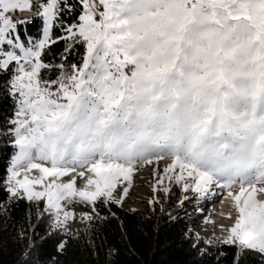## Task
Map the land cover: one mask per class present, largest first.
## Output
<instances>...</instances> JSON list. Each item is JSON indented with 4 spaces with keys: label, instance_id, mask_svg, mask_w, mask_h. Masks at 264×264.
Returning a JSON list of instances; mask_svg holds the SVG:
<instances>
[{
    "label": "clouds",
    "instance_id": "clouds-1",
    "mask_svg": "<svg viewBox=\"0 0 264 264\" xmlns=\"http://www.w3.org/2000/svg\"><path fill=\"white\" fill-rule=\"evenodd\" d=\"M98 36L113 75L81 80L87 108L45 126L33 157L264 155V0H107Z\"/></svg>",
    "mask_w": 264,
    "mask_h": 264
},
{
    "label": "snow or ice",
    "instance_id": "snow-or-ice-1",
    "mask_svg": "<svg viewBox=\"0 0 264 264\" xmlns=\"http://www.w3.org/2000/svg\"><path fill=\"white\" fill-rule=\"evenodd\" d=\"M63 2L65 9L71 13L74 5L69 0H63ZM80 3L83 12L78 17L79 23L67 26V36L57 39L83 42L86 45L84 60L87 66L88 56L93 53L99 39L98 29L107 0H99V4L94 0H80ZM99 5H102L103 9L98 12ZM32 8V0H0V70H7L15 64L11 92L14 96H18L17 103L20 109L17 112L18 119L14 121L16 125L14 145L22 150L21 156L17 157L11 165L7 191L12 198H26L37 204L43 201L44 212L52 217V226L59 229L73 217V213L66 208L76 198L93 206L101 200L104 203H120L121 201L113 196L118 183L126 181L130 185L135 168L152 165L153 160L159 161L167 157L164 154H158L124 163L99 160L95 163L72 167L64 166L53 155L38 153L33 157L31 148L38 142L43 128L55 125L57 121L68 115L67 109L75 101L77 90L81 87L79 79L81 70H76L72 75H62L59 80L48 81L41 78V70L52 66L42 62V53L51 44L57 43V40L51 37V30L62 10L60 0H47L46 3L41 4V10L37 16L43 19L42 38L33 41L31 37H27L29 43L25 46L21 40L18 25H23L26 21H14L8 14ZM5 45L7 49L4 48ZM71 47L72 44L69 43L66 51ZM58 67L64 66L61 64ZM72 67L76 69V65ZM57 84L56 90L52 91V87ZM62 100L66 102H61ZM21 157H26V162L23 164L19 162ZM41 162H48L50 166H44ZM177 167L181 173L174 177L177 184L184 180L185 172L189 177H194L192 185L183 184L185 192L191 188L198 195L203 196L213 184H217L220 189L228 190L227 195L234 201L239 215L222 242L227 245H238L241 249L258 250L259 253L264 254V203L256 199L258 191L264 192V188L258 189L256 184L264 181L238 184V194H234L233 189L237 184H221L188 161L176 157L171 159V163L163 169L164 175L160 177L159 182L162 183L165 176L173 179L169 173ZM33 170H38L40 175L30 179ZM86 172L93 175L87 178L86 187L83 189L76 187L75 178L69 182H59L61 177H68L72 173L85 177ZM49 178L52 179L47 182ZM36 186H40L41 190H36ZM163 190L169 191L167 187ZM128 191L129 188L124 187L123 196H127ZM85 218L90 217L85 214Z\"/></svg>",
    "mask_w": 264,
    "mask_h": 264
},
{
    "label": "trees",
    "instance_id": "trees-1",
    "mask_svg": "<svg viewBox=\"0 0 264 264\" xmlns=\"http://www.w3.org/2000/svg\"><path fill=\"white\" fill-rule=\"evenodd\" d=\"M69 2L74 5L71 13L60 0L62 11L51 30L57 43L42 53V62L52 65L41 70L44 80L72 75L85 61L83 42L57 39L67 36L66 27L78 24L83 12L80 0ZM41 32L40 22L28 25L26 30L19 28L25 43L27 37L38 41ZM69 43L72 47L66 51ZM61 64L63 68L58 67ZM13 69L11 65L0 70V264H264V254L258 250L213 242L196 234L188 211L172 192L160 212L128 210L119 203L98 201L93 206L97 221L76 236L52 226L43 201L37 204L26 198H12L7 178L17 153L14 121L20 109L11 92Z\"/></svg>",
    "mask_w": 264,
    "mask_h": 264
},
{
    "label": "rangeland",
    "instance_id": "rangeland-1",
    "mask_svg": "<svg viewBox=\"0 0 264 264\" xmlns=\"http://www.w3.org/2000/svg\"><path fill=\"white\" fill-rule=\"evenodd\" d=\"M42 35L43 31L41 32L40 38H42ZM22 42L24 41L22 40ZM28 43L29 41L25 43V46H28ZM13 68H15V64H13ZM113 73L114 69L111 68L110 64L102 58L99 52L93 51V53L88 56L87 66H85L84 61L79 79L84 80L87 78L91 81L94 76H111ZM16 97L18 100V96ZM61 102L66 101L62 100ZM89 102L90 98L88 96L87 85H82L77 90L75 101L67 110L73 115H82V109H86ZM93 107H95V105H93ZM21 151L22 150L17 147V153L12 164L16 161L17 157L21 156ZM163 151V146H155L136 153L118 154L113 157V160L116 163H121V161H123V163L135 162L146 157L163 154ZM94 155L95 153L90 150L78 151L72 153L70 156L61 154L57 159L63 164L71 163L73 165H84L89 163ZM186 161L221 184H237L233 189L234 194H238V184H252L258 180L264 181V155L257 154L246 147L225 145L206 157H197ZM19 162L21 164L25 163L26 157H21ZM41 163H43L44 166H50L48 162ZM170 163L171 159L165 158L159 161L153 160L152 165L138 166L134 169L130 185H128L126 181L117 184L113 193L114 198L120 200L121 202L119 204L128 210L146 211L150 209L160 212L164 201L168 198L170 192H172L171 195L174 196L177 201H181L184 208L188 211L191 228L195 233L205 237L207 240L222 242L229 233V226H234L235 220L239 215L235 208L234 201L227 195L228 190L220 189L217 184H213L209 191L203 196L198 195L191 188L185 192L183 184L188 183L192 185L194 177H189L187 172H185L183 174L184 180H182L180 184H177L174 177L181 174L178 167L174 169L173 172L169 173V176L173 177V179H169L168 176H165L163 182H159L160 177L164 175L163 169ZM39 175L40 173L38 170H33L30 174V179L38 177ZM92 175L93 174L86 172L85 177H79L78 174L72 173L68 177H61L59 182H69L71 179L75 178L76 187L78 189H83L86 187L87 178ZM20 178H23V174ZM51 179L52 178H49L47 182H50ZM124 187L129 188L127 196H123ZM165 187L169 189L168 192L163 190ZM256 187L258 189L264 188V182L257 183ZM36 190H41L40 186H36ZM218 192H221L219 200L215 204L209 205L213 196ZM256 199L259 201L264 200V192L258 191L256 193ZM224 200L229 201L232 209L227 217L219 218L213 211L217 210ZM66 210L71 211L73 217L67 221L64 227L59 228L64 234H73L76 236L83 232L89 224L98 219L93 205L83 202L79 198H76L69 204ZM85 214L90 218H85ZM50 219L53 224L52 217Z\"/></svg>",
    "mask_w": 264,
    "mask_h": 264
},
{
    "label": "built area",
    "instance_id": "built-area-1",
    "mask_svg": "<svg viewBox=\"0 0 264 264\" xmlns=\"http://www.w3.org/2000/svg\"><path fill=\"white\" fill-rule=\"evenodd\" d=\"M47 0H32L33 3V8L31 10H26L23 12H17V13H9L8 15L12 17V19L14 21H26L25 24L23 25H18V31L19 28L22 27L24 30H26V27L28 25H33L36 22H40L42 25V29H43V19L41 17L37 16V13L41 10L40 5L43 3H46ZM95 3L99 4V0H94ZM103 6L99 5L98 7V12L102 11ZM97 18H99L97 16ZM57 22H54V24H56Z\"/></svg>",
    "mask_w": 264,
    "mask_h": 264
},
{
    "label": "bare ground",
    "instance_id": "bare-ground-1",
    "mask_svg": "<svg viewBox=\"0 0 264 264\" xmlns=\"http://www.w3.org/2000/svg\"><path fill=\"white\" fill-rule=\"evenodd\" d=\"M225 185H227V184H225ZM220 196H221V192H218L216 195H214L213 199L209 202L210 203L209 205L215 204L219 200ZM231 209H232V207L230 206L229 201L224 200L222 202V204H220L218 209L213 211V213L215 215L219 216V218H225L229 215ZM229 227L231 228V226H229Z\"/></svg>",
    "mask_w": 264,
    "mask_h": 264
}]
</instances>
